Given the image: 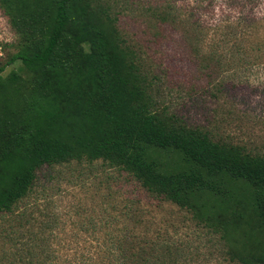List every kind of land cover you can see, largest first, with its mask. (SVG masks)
Instances as JSON below:
<instances>
[{
    "label": "trees",
    "instance_id": "obj_1",
    "mask_svg": "<svg viewBox=\"0 0 264 264\" xmlns=\"http://www.w3.org/2000/svg\"><path fill=\"white\" fill-rule=\"evenodd\" d=\"M0 7L18 46L0 64V213L16 214L45 165L103 160L220 233L232 259L264 264V152L162 107L107 1L0 0ZM255 20L239 21L230 36L242 38ZM247 41L243 36L237 46ZM234 53L211 54L207 68L253 57L248 48L238 52L241 60L229 57ZM9 65L15 67L7 73ZM31 213L26 207L16 214L31 225L30 235ZM53 219L45 215L30 240L21 227L6 234L2 264H180L169 239L144 240L115 222L88 255L61 259L44 239Z\"/></svg>",
    "mask_w": 264,
    "mask_h": 264
},
{
    "label": "rangeland",
    "instance_id": "obj_2",
    "mask_svg": "<svg viewBox=\"0 0 264 264\" xmlns=\"http://www.w3.org/2000/svg\"><path fill=\"white\" fill-rule=\"evenodd\" d=\"M105 1L113 6L162 107L190 125L212 130L217 138L264 152V0ZM165 13L166 23L161 22ZM242 18L256 20L242 31L246 46H237L243 36L230 35L238 33ZM16 40L0 7V64L17 51ZM245 48L253 52L250 63L245 58V64L227 61L207 68L211 54L235 51L229 57L241 60L237 54ZM26 207L34 210L32 235L31 225L16 215ZM127 210V218L119 216ZM16 214L0 213V257L8 246L2 240L6 234L21 227L30 240L48 215L56 221L44 239L49 238L61 259L88 255L104 226L115 222L114 227L126 225L132 236L141 233L144 240L153 235L169 239L179 249L180 264H242L231 258L221 234L197 224L191 211L153 196L126 171L103 160L45 165Z\"/></svg>",
    "mask_w": 264,
    "mask_h": 264
}]
</instances>
